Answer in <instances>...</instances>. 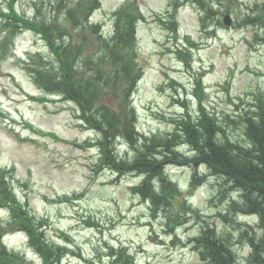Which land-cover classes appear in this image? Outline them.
Returning <instances> with one entry per match:
<instances>
[{"label":"rangeland","instance_id":"1","mask_svg":"<svg viewBox=\"0 0 264 264\" xmlns=\"http://www.w3.org/2000/svg\"><path fill=\"white\" fill-rule=\"evenodd\" d=\"M75 1L64 4L71 7ZM125 1L101 0L102 7L94 12L92 22L101 23L110 31L112 13ZM137 1L148 18L138 29L139 62L145 73L134 100L139 131L147 135L173 131L171 118L182 116L186 112L185 104L187 110L197 116L195 80L199 72L206 71L208 110L220 118L232 140L244 144L239 115L264 93V45L259 44L255 36L256 33L263 36L264 32L254 26L240 25L245 14H253L255 6L260 8L264 0H222L225 10L232 9L233 23L231 27H221L211 38L201 30L200 11L187 4L179 13L181 34L178 39L157 19L170 9L171 0ZM35 2L39 3L48 22L57 15V9L51 4L57 6V0H19L17 11L35 21ZM219 7L222 8L215 5L214 9ZM0 8H8L6 0H0ZM186 35L200 45L194 53L193 69L184 66L175 54L177 45L186 42ZM5 36L0 32V41ZM46 48L45 41L35 31L24 30L15 39L12 52L0 60V104L6 113V118H0V167H15L12 184L18 197L28 201L32 212L38 216L50 218L48 234L52 239L66 243L59 231L71 235L72 241L67 244L74 253L62 264H87L85 260L109 264L108 247L111 245L127 246L135 254L137 264H204L190 241L201 233L204 221L214 225L220 234H230L238 264H248L250 249L242 236L240 221L236 219L237 223L231 224L220 217V213L228 211L232 196L238 197L231 192L227 196L221 194L228 188L223 179L208 176L189 197L202 218L189 210L182 211L178 224L171 229L170 219L175 211L180 212L179 208L163 209L154 217L150 204L131 192V186L139 185L141 178L130 175L115 182L116 175L110 171L95 174V163L99 159L97 148H81L75 143L82 144L98 136L80 125L76 107L52 97L43 102L32 99L43 95L22 62L29 52L49 54ZM93 50L91 46L90 53ZM28 125L37 131L55 133L59 139L33 131ZM126 151L120 148L122 155ZM204 172L206 169H200L201 176ZM168 174L184 194L189 192L190 167H173ZM74 194L82 195L74 200ZM64 195L73 200L61 199ZM173 200L179 203L182 196ZM7 217V212L0 210V219ZM257 219L245 218L243 222L254 226ZM91 222H99L100 227L92 226ZM5 242L9 249L40 264L25 234L8 235Z\"/></svg>","mask_w":264,"mask_h":264},{"label":"trees","instance_id":"2","mask_svg":"<svg viewBox=\"0 0 264 264\" xmlns=\"http://www.w3.org/2000/svg\"><path fill=\"white\" fill-rule=\"evenodd\" d=\"M99 7V1H85L77 9H68L63 16L71 23L70 30L65 24H60L61 15L55 16L52 22L42 20L37 25L43 29H52L61 38V44L56 40L51 44L53 58L42 55L33 57L30 70L37 75V81L46 91L62 93L67 98L77 102L82 108V117L91 126L96 127L103 134L101 146L103 161L121 174L134 173L145 177L139 187L133 192L143 199H149L153 211L161 208H173L172 198L178 193L175 184L171 183L166 174V164L192 163L195 166L207 164L214 174L225 177V184L229 190H240L241 200L234 201L232 211L241 213H258L264 227V111L251 117L246 122V135L250 142L247 147L232 141L219 124L218 120L210 117L206 112L202 118L194 121L191 116L182 120L180 129L185 134L186 142L196 151L193 158L183 157L175 152V138L154 139L144 142L137 148L138 154L134 161L118 160L112 148L117 136H125L134 144L137 140L135 133V117L128 107V98L134 88V82L140 77V69L136 62L135 50L130 53L129 48L135 45V25L144 19L136 5H127L115 13V35L111 39H104L99 27L89 24L88 16ZM81 8V11H79ZM62 7L58 8V13ZM12 23L6 24L12 35L16 34L15 23L20 17L15 11L7 16ZM254 21V17L250 16ZM259 20V16L255 18ZM255 22V21H254ZM260 24L264 26L263 18ZM25 25H28L25 22ZM38 26L34 28L40 30ZM54 31L51 32L54 33ZM65 36H68L66 40ZM76 42L70 46V43ZM264 42V38H262ZM92 45L98 47L96 55L88 54ZM133 54V55H132ZM84 67L78 78L79 65ZM89 70V71H87ZM106 88L110 90L122 113H117L98 101L103 97ZM202 97V96H201ZM131 131V132H130ZM8 171L0 170V205H7L12 209V220L6 228L28 233L31 245L44 258L45 264H58L67 252L66 247H60L50 242L43 232V220L32 217L17 200L9 186ZM161 185L156 186V181ZM199 183L194 175L193 186ZM157 188L159 191H157ZM183 206L186 202H183ZM1 232V230H0ZM250 238L253 246L250 264H264V237L255 240ZM202 247L201 255L210 264H235L237 255L232 244L217 238L214 231L207 230L198 239ZM112 264H135V258L126 248L112 249ZM22 263L16 254L8 253L1 243L0 234V264Z\"/></svg>","mask_w":264,"mask_h":264},{"label":"bare ground","instance_id":"3","mask_svg":"<svg viewBox=\"0 0 264 264\" xmlns=\"http://www.w3.org/2000/svg\"><path fill=\"white\" fill-rule=\"evenodd\" d=\"M158 181V180H157ZM240 213H241V211H239ZM243 213H241V215H242Z\"/></svg>","mask_w":264,"mask_h":264}]
</instances>
